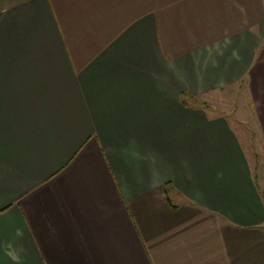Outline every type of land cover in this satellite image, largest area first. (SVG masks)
Segmentation results:
<instances>
[{
	"label": "crops",
	"instance_id": "0c3cea01",
	"mask_svg": "<svg viewBox=\"0 0 264 264\" xmlns=\"http://www.w3.org/2000/svg\"><path fill=\"white\" fill-rule=\"evenodd\" d=\"M225 90L264 149V0H0V264H264Z\"/></svg>",
	"mask_w": 264,
	"mask_h": 264
},
{
	"label": "rangeland",
	"instance_id": "374dc122",
	"mask_svg": "<svg viewBox=\"0 0 264 264\" xmlns=\"http://www.w3.org/2000/svg\"><path fill=\"white\" fill-rule=\"evenodd\" d=\"M233 93L234 91L230 92L225 90L216 101L211 102L210 98H208L206 103H204L210 107L209 110H214L212 111L214 114L232 118L228 122L240 140L250 167L254 169L253 176L264 198V149L259 146L258 139L253 137L252 133L248 134L246 132L250 128L243 122L244 118L246 119L248 117L249 120L251 118L252 112H248L251 107V100L249 97L234 95ZM187 103H192V101L189 100ZM193 103H196V101H193ZM245 107L247 108V113H245L246 116L244 117L240 109L244 108L246 110ZM248 119H246L247 122H250ZM243 125L246 127L244 128Z\"/></svg>",
	"mask_w": 264,
	"mask_h": 264
}]
</instances>
